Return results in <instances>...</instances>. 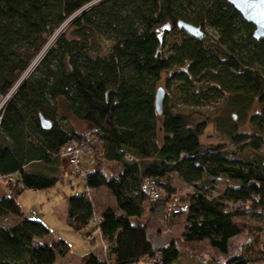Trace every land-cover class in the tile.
I'll return each mask as SVG.
<instances>
[{
	"label": "trees",
	"instance_id": "1",
	"mask_svg": "<svg viewBox=\"0 0 264 264\" xmlns=\"http://www.w3.org/2000/svg\"><path fill=\"white\" fill-rule=\"evenodd\" d=\"M180 21L204 38L188 35ZM254 32L225 0H0V96L20 84L0 111V177L12 178L9 197L0 199V264H57L71 253L18 199L62 182V150L72 143H86L93 156L87 190L105 186L101 162L122 168L106 186L116 208L103 211L94 228L89 195L68 200V226L88 239L99 231L108 243L104 260L90 253L81 264H178V245L158 246L142 222L149 203L151 214L171 205L172 175L195 189L184 213H170L183 222L184 242L207 241L228 255L231 241L257 226L256 244L226 264L264 262V39L256 41ZM164 81L184 98L177 109L165 98L158 114ZM212 101L222 116L186 111ZM209 124L234 148L205 146ZM34 164L44 171L30 169ZM155 179L165 198L146 190ZM222 182L227 189L213 196ZM8 216L20 223L3 226Z\"/></svg>",
	"mask_w": 264,
	"mask_h": 264
},
{
	"label": "rangeland",
	"instance_id": "2",
	"mask_svg": "<svg viewBox=\"0 0 264 264\" xmlns=\"http://www.w3.org/2000/svg\"><path fill=\"white\" fill-rule=\"evenodd\" d=\"M59 33L60 32H57V34L49 40L45 47V51L55 44V40ZM38 64V61L32 64L28 76L34 72ZM161 86L165 88V98L168 97L170 99L171 105L172 102H175L173 103L175 109L180 108L182 99L184 98V94H181V90H178V92L174 91L173 85L168 88L165 81ZM19 87L20 84L13 89L8 98H2L0 96V111L4 104L16 93ZM222 108L220 104L212 101L205 104L200 110L186 111L196 117L212 119L223 115ZM64 112L65 111H63V113ZM233 114H235V112L232 111L231 115ZM69 121L79 132L86 130V126L82 122L75 119H70ZM242 129H247V126H243ZM202 143L205 146L221 144L229 150L234 148L225 137L217 133L213 124H209L202 137ZM72 158L71 156L69 160H65V163L63 162L61 168L63 180L56 187L41 191L25 190L18 199L19 205L28 218L44 223L51 230L52 235L56 239H63L69 243L71 253L66 259H58L57 264H80L84 255L96 251L106 256L108 243L102 240L99 231L92 233L90 239L95 240V243H91L90 239L87 237V231L78 232L68 226L66 220L68 200L73 196L88 194L95 207V219H99L102 211L116 208L115 199L106 186L107 182L112 177L117 176L122 169L119 164L101 162V169L105 172L107 179L105 186L96 191L87 190L84 176L85 174L94 172L93 156L88 151V148H85L80 154L79 162H69ZM29 168L34 171H44L40 164L31 165ZM167 182L174 188V195L170 199L171 205L167 206V208L158 206L156 208V214H151V204L149 203L145 212L147 214L142 219V222L148 224L151 235L158 246H167L171 242L178 245L181 250V258L178 264H226L232 258L241 257L249 246L252 247L256 244L253 234L257 232V226L245 231L240 237L233 239L230 244L228 255H222L219 251L213 249L207 241L192 244L184 242L183 222L181 219L173 217L170 213H178V211L184 213L181 209L185 208L186 203L190 200V196L194 193L195 189L183 183L176 175H172ZM9 183V180L0 178V188L4 189L6 192H8L7 187ZM9 187L11 188V186ZM12 187L14 186L12 185ZM226 189L227 185L225 183H219L217 189L212 191V195L215 197L222 196ZM160 197H164L163 192L160 193ZM94 227L95 226H93V228ZM253 230H255V232ZM260 249L264 250V238L262 245H260ZM258 256L264 257V254ZM255 263H257V261H255ZM140 264H145V262ZM258 264H264V262H258Z\"/></svg>",
	"mask_w": 264,
	"mask_h": 264
},
{
	"label": "water",
	"instance_id": "3",
	"mask_svg": "<svg viewBox=\"0 0 264 264\" xmlns=\"http://www.w3.org/2000/svg\"><path fill=\"white\" fill-rule=\"evenodd\" d=\"M231 5L245 21L255 26L253 38L256 41L264 39V0H225ZM178 27L184 30L188 35L196 39L204 38V32L184 21L178 23ZM163 29H170V25L163 27ZM166 92L164 88H159L156 94V108L158 114H162L163 105L165 101ZM236 118V116H235ZM42 126L44 129H50L52 124L41 118Z\"/></svg>",
	"mask_w": 264,
	"mask_h": 264
},
{
	"label": "built area",
	"instance_id": "4",
	"mask_svg": "<svg viewBox=\"0 0 264 264\" xmlns=\"http://www.w3.org/2000/svg\"><path fill=\"white\" fill-rule=\"evenodd\" d=\"M87 148L86 143H72L68 146H66L63 150H62V157L65 160H69V157H73L69 162H79L80 160V154L82 153L83 149ZM76 163V162H75ZM74 163V164H75ZM71 165V164H70ZM0 178H4V177H0ZM4 179L9 180L10 182L12 181L11 177H5ZM144 186L146 187V190L150 193L151 198H158L160 197V193L161 188H160V183L158 180H149L146 183H144ZM99 219H95L92 223L93 226L97 225ZM160 260L156 259V260H152L149 261L146 264H159Z\"/></svg>",
	"mask_w": 264,
	"mask_h": 264
},
{
	"label": "crops",
	"instance_id": "5",
	"mask_svg": "<svg viewBox=\"0 0 264 264\" xmlns=\"http://www.w3.org/2000/svg\"><path fill=\"white\" fill-rule=\"evenodd\" d=\"M94 191H96V190H94ZM7 197H9V195H8V193L4 190V189H2V188H0V199H2V198H7ZM103 212V211H102ZM102 212L100 213V214H102ZM67 220V219H66ZM10 222H11V224H10ZM20 223V220L18 219V218H16V217H14V216H8L6 219H5V221L3 222V226H9V225H11V226H15V225H17V224H19ZM54 237V236H53ZM55 238V237H54ZM47 242H48V240H47ZM92 254H94V255H96V256H98L101 260H104L105 259V256H104V254H101V252L99 253V252H92ZM80 264H81V262H80Z\"/></svg>",
	"mask_w": 264,
	"mask_h": 264
}]
</instances>
